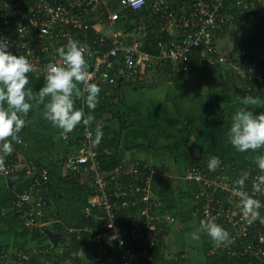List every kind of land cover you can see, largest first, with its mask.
Wrapping results in <instances>:
<instances>
[{"label": "built area", "instance_id": "1", "mask_svg": "<svg viewBox=\"0 0 264 264\" xmlns=\"http://www.w3.org/2000/svg\"><path fill=\"white\" fill-rule=\"evenodd\" d=\"M175 1L178 0L153 1V9L161 17L159 31L176 32L168 41L159 42L156 53L141 46V36L130 38L131 33L124 30V24L130 19L129 10L142 8L146 0H0V39L10 42L13 54L27 56L35 65V72L41 74H45V67L52 62L56 49L66 45L69 39H76L91 50L87 56L89 72L91 82L98 85L115 82L120 77L128 83L144 80L149 67L163 60L188 62L201 57L214 63V57L219 56L217 61L229 62L234 68L239 85L243 79H254L257 81L255 86L264 88V49L253 45L235 47L244 40H239L227 51L220 47L222 32L225 35L236 29L233 26L235 19L240 18L238 8L248 20L244 22L248 26L243 29L250 34L251 31L261 32L264 0H179L178 7ZM112 25L115 28L108 30ZM85 130L86 143L76 153L68 154L67 163L74 167L91 161L96 173V192L90 196V205L85 211L89 214L92 207L97 206V217L106 219L107 229L89 237L102 242V235L106 236L107 241L99 246L97 259L100 264L143 263L151 257V248L155 244L153 234L163 228L159 225V221H163L161 217L167 222L176 220L170 213L159 210L161 200L153 195L152 175L157 168L147 162V172L143 174L137 160L131 169L133 181L120 183L119 178L116 179L115 194L112 195L107 190L110 179L96 158L95 131L88 126ZM211 157L198 158L185 172V178L197 184L198 200L195 198L193 203L198 204L197 209L204 219L214 218L230 233V243L217 245L213 242L210 252L221 254L228 249L238 256L254 255L264 263V223L259 219L249 222L250 218L243 215L239 195L241 191L247 192L264 204V194L253 192V183L258 182L257 178L264 176V172L251 165L241 166V173L250 174L241 190L235 184L241 173H234L231 162L222 157H219V167L210 171L207 165ZM5 169L0 172V181L7 182L23 170L31 177L28 186L17 192L14 202L23 207L30 205L22 214L28 225L44 226L46 222L35 220L34 214L41 215L47 204V199L39 192V185L48 181L49 168L32 160L9 158L5 159ZM125 211L126 214L119 215ZM259 211L264 218V207ZM110 223L113 224L111 228ZM123 223H128V232L123 229ZM75 230L69 228V232ZM239 241L242 242L240 248L237 247ZM111 242L118 246L116 256L108 250ZM44 251L47 248H35L28 253L19 251L17 259L7 260L14 264H65Z\"/></svg>", "mask_w": 264, "mask_h": 264}, {"label": "trees", "instance_id": "2", "mask_svg": "<svg viewBox=\"0 0 264 264\" xmlns=\"http://www.w3.org/2000/svg\"><path fill=\"white\" fill-rule=\"evenodd\" d=\"M153 1L146 0V4L142 8L129 10L130 19L124 24V30L131 33L130 38L134 36H138L139 38L141 36V46L146 50L156 53L159 52V42L161 40L168 41L170 38H173L176 32L159 31L161 17L159 12L153 9ZM174 3L178 7L179 0ZM226 10H229V8H226ZM237 12H239L240 18L235 19L233 27L240 29L248 26L244 25V22H248V20L243 18L245 14L239 8ZM251 34L252 36L250 38L245 35L246 39L236 44L235 47L253 45L254 48L259 47L264 49V22L262 23L261 32L251 31ZM222 35H224L223 32ZM214 59L216 60V64L219 56H215ZM222 63L223 65L222 67L219 66V69L222 70L223 82L227 88V100L224 106H222L223 108H220L222 111L227 108L232 110L234 108L235 111L233 113H235L242 106L238 98L245 95L258 96L264 100V88L260 85H254L257 81H254V79L251 81L249 79H243L242 84L239 85L237 82V73L234 68L229 62ZM206 64L213 63L201 57L188 62L174 61L172 59L163 60L149 67L146 74L147 79L145 78V80H137L130 83L140 84L143 82L144 84H149L147 80L150 77L152 79L151 86L165 82L166 80H179ZM127 83L123 77H120L115 82L100 84L99 104L94 111L87 108L83 99L77 100L79 108H83L86 114L90 113L95 116L96 119L90 126L94 131L96 123H98L97 113L99 112L109 113L110 116L106 117L108 121H118L119 125L115 129L114 134L103 136L99 145L93 143L94 148L97 150V161L103 173L110 179L108 180L107 190L111 191L112 195L115 194L116 179L119 178L120 183H131L133 181L131 169L136 161L139 160L124 157L121 152L122 140L129 128L131 117V111L123 103L121 97L123 87ZM30 116L29 114V116L25 117L26 125L19 133L23 143L15 144L13 142L14 151L6 157V160L9 158H21L24 161L32 160L49 168L50 177L48 181L39 185L41 188L39 192L47 199V204L41 215L34 214L35 220L45 221L46 224L44 226L28 225L26 218L22 214L25 213V210L30 205L26 204L23 207L18 206L14 202L17 192L28 186L27 183L31 180V177L23 170L15 177V184L12 186H9L8 181L6 182L2 179L0 181V224H3L11 235L30 239L33 241V244L0 245L1 262L2 264L4 262L14 264V261L9 262L7 259H17L19 257V251L28 253L35 248L41 247L47 248V251H44V253L52 255L58 261L63 260L65 264H68V262H76L77 264H100L97 259L99 256V246L101 243L107 241L106 236H103L104 234L102 235V242L89 237L107 229L106 219L104 217H97V206L92 207L89 214L85 211L86 206L90 205V196L96 192V173L91 167V161L76 164L74 167L69 166L67 163L68 154L76 153L78 148L86 143L85 129L87 126L83 124L78 125L73 132L69 133L67 137H64L61 135V129L52 134L37 130L35 127L36 118H31L32 116ZM202 156L205 159L210 156H218L229 160L232 169L234 168V173H241L240 167L244 165H251V168L259 170L255 160L230 157L214 152L205 153ZM197 159L195 156L189 160L187 165L189 166V164H192ZM139 161V167L144 174L147 172L145 165L148 160L143 158ZM152 165L154 166V164ZM167 167V165L161 164L157 167V171L153 173L152 191L153 195L161 200L159 210L163 213H170L176 219L178 217V193L174 189L171 177L165 173L168 171ZM112 177L115 178L113 179ZM186 181L185 186L183 185L182 188V198L185 195V200H190V203H192V211L195 214L197 223L200 225V221L204 219V216L197 209L198 204L193 203V200L196 198V192L198 191L197 184L192 180L186 179ZM126 213L125 211L119 215ZM261 215L262 212L260 211ZM161 218L163 221H159V225L162 224L163 228L153 234L155 244L151 248V257L147 258L143 263L137 262L135 264H190V257L184 255L182 251L175 253L169 252L168 254L166 245L173 222H167V219ZM123 225V229L128 232V223H123ZM70 227L76 230L69 232ZM87 227L89 229H86ZM48 228H60L66 233L67 241L64 244L54 246L48 235ZM240 241L237 246L238 248L242 246V242ZM212 244V241L204 244L207 264H264L259 257L251 254L238 256L232 254L231 250L228 249L221 254L211 253L210 248ZM108 250L116 256L118 246L115 242H111Z\"/></svg>", "mask_w": 264, "mask_h": 264}, {"label": "crops", "instance_id": "3", "mask_svg": "<svg viewBox=\"0 0 264 264\" xmlns=\"http://www.w3.org/2000/svg\"><path fill=\"white\" fill-rule=\"evenodd\" d=\"M222 65L220 61L206 64L179 80H166L154 86H151V77L147 80L149 84L127 83L121 92L123 103L131 111L121 152L127 158L147 159L157 167L161 164L168 166L166 174L171 177L178 193V217L170 228L166 248L168 254L182 251L190 257V264H207L204 244L212 240L206 233H200L199 240L191 237L200 225L192 217L190 200L181 196L187 182L184 174L189 160L209 152L247 160H255L257 155L264 154V148L256 152H238L228 140L235 110L220 109L227 100V88L219 69ZM28 75L27 87L38 92L44 84L45 74L34 71ZM75 106L79 108L77 100ZM44 110V105L33 104L30 117L36 118L37 130L55 133L59 128L44 119ZM261 111L264 108L256 109L257 114ZM109 116L107 112L97 113L103 136L114 134L119 125L117 120L108 121L106 117ZM2 244L31 245L33 241L11 235L0 224Z\"/></svg>", "mask_w": 264, "mask_h": 264}, {"label": "clouds", "instance_id": "4", "mask_svg": "<svg viewBox=\"0 0 264 264\" xmlns=\"http://www.w3.org/2000/svg\"><path fill=\"white\" fill-rule=\"evenodd\" d=\"M90 54L91 50L85 44L69 39L66 45L56 49L52 62L45 67L43 86L34 93L27 86L30 82L28 74L36 71L35 65L27 56L13 54L10 42L0 39V172L6 170L5 159L14 151L13 142L23 143L19 133L26 125L25 117L33 104L44 105V119L61 129V135L65 137L78 125L90 127L95 121V116L75 106L78 99H83L91 111L99 104L101 88L91 82L87 59ZM238 100L242 106L232 116L228 140L238 152H256L264 148V111L256 113V109L264 108V100L252 95L239 97ZM103 135L102 125L96 123L93 143L99 145ZM255 162L264 172V154L257 155ZM219 165V157L213 156L207 166L210 171H215ZM249 175L248 172L241 173L235 181L238 189L245 188ZM257 181L253 183V192L264 194V176H259ZM239 195L243 215L250 218L249 222L259 219L264 223L259 211L264 204L247 192L241 191ZM108 226L111 228L113 224ZM200 233H206L217 245L231 242L228 230L216 223L214 218L201 220L199 229L191 234L192 239L199 240Z\"/></svg>", "mask_w": 264, "mask_h": 264}, {"label": "rangeland", "instance_id": "5", "mask_svg": "<svg viewBox=\"0 0 264 264\" xmlns=\"http://www.w3.org/2000/svg\"><path fill=\"white\" fill-rule=\"evenodd\" d=\"M115 28L114 25L108 26V30L112 31ZM247 35L249 38L251 37L250 31H246L243 28L240 29H233L231 31H228L225 35L222 36V40L220 41V47L221 50L227 51L231 47H233L234 44L239 42V40H245Z\"/></svg>", "mask_w": 264, "mask_h": 264}, {"label": "water", "instance_id": "6", "mask_svg": "<svg viewBox=\"0 0 264 264\" xmlns=\"http://www.w3.org/2000/svg\"><path fill=\"white\" fill-rule=\"evenodd\" d=\"M8 182L9 186H12L15 183V178H9ZM47 232L54 246L64 244L67 241L66 234L60 228H48Z\"/></svg>", "mask_w": 264, "mask_h": 264}, {"label": "flooded vegetation", "instance_id": "7", "mask_svg": "<svg viewBox=\"0 0 264 264\" xmlns=\"http://www.w3.org/2000/svg\"><path fill=\"white\" fill-rule=\"evenodd\" d=\"M181 196H182V194H181ZM184 197H185V195H184ZM187 203V202H186ZM192 205L191 206H189V208H190V210H191V213H192V217L193 218H195V220H196V217H195V214L193 213V211H192ZM196 222H197V220H196Z\"/></svg>", "mask_w": 264, "mask_h": 264}]
</instances>
